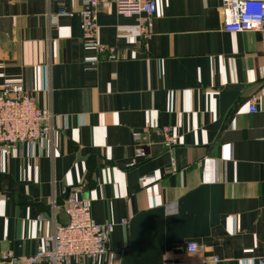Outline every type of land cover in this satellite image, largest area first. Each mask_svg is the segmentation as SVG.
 Segmentation results:
<instances>
[{
	"label": "crops",
	"instance_id": "obj_1",
	"mask_svg": "<svg viewBox=\"0 0 264 264\" xmlns=\"http://www.w3.org/2000/svg\"><path fill=\"white\" fill-rule=\"evenodd\" d=\"M154 2L149 35L145 15L102 4L101 54L82 40V0H0V88L22 85L54 128L1 156L0 257L28 264L36 217L46 234L64 224L69 190L115 224L94 264H264V34L224 32L222 0ZM136 148L146 159L128 167Z\"/></svg>",
	"mask_w": 264,
	"mask_h": 264
},
{
	"label": "built area",
	"instance_id": "obj_2",
	"mask_svg": "<svg viewBox=\"0 0 264 264\" xmlns=\"http://www.w3.org/2000/svg\"><path fill=\"white\" fill-rule=\"evenodd\" d=\"M112 1L117 12L124 16L145 15L139 20V32L149 35L152 23L151 16L155 13L154 0H82L83 8L79 11L82 25V40L96 52L104 54L106 51L97 40V16L99 8L105 2ZM65 15L60 12L57 16ZM219 16L223 31L226 33L260 32L264 34V0H222ZM56 22V16L52 18ZM114 59V53L109 54ZM248 112L256 113V97L248 101ZM53 115L45 108L38 107L29 92L19 83L6 82L0 88V167L1 156L7 158V149L16 145L25 144L30 150L36 144L43 146L51 141ZM164 147L170 149L177 144V140L168 129L162 130ZM6 149V150H5ZM9 151V150H8ZM146 159L142 148L134 150L133 161L128 167H133ZM151 179V177L147 178ZM142 179L141 181H145ZM78 191L69 193L63 204V213L66 222L54 226L51 233H43L45 217L38 215L34 221L36 232L39 235L38 245L33 255L26 258L28 264H68L72 259L94 264L107 251L110 235L114 230V223L96 224L90 214V201L79 199ZM55 207L54 201L51 203ZM120 225L125 221L121 220ZM198 245L189 242L186 245L187 253H195ZM16 258L11 253L0 257V264H15ZM214 258L210 263L217 264ZM168 264H184L182 262Z\"/></svg>",
	"mask_w": 264,
	"mask_h": 264
},
{
	"label": "water",
	"instance_id": "obj_3",
	"mask_svg": "<svg viewBox=\"0 0 264 264\" xmlns=\"http://www.w3.org/2000/svg\"><path fill=\"white\" fill-rule=\"evenodd\" d=\"M68 195H69V190L66 191V195H65L66 199H67Z\"/></svg>",
	"mask_w": 264,
	"mask_h": 264
}]
</instances>
